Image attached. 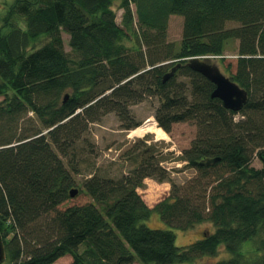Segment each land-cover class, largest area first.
<instances>
[{
    "label": "trees",
    "instance_id": "trees-1",
    "mask_svg": "<svg viewBox=\"0 0 264 264\" xmlns=\"http://www.w3.org/2000/svg\"><path fill=\"white\" fill-rule=\"evenodd\" d=\"M171 16L183 18L179 49L167 41ZM2 22L5 264H56L67 256L71 264H190L218 256L222 245L231 258L215 264H264V0H16ZM232 42L235 65L226 54ZM194 58L221 60L248 92L241 111L212 97L216 86L188 66ZM149 99L158 101L154 116L166 133L190 123L196 136L176 158L146 139L127 155L129 171L111 175L80 143L111 113L126 130L140 127L130 109ZM30 113L38 127L25 126ZM165 162L197 174L178 185ZM147 179L171 184L153 208L139 193ZM73 189L92 201L62 209ZM154 212L173 230L149 228ZM204 223L214 231L176 245L174 230Z\"/></svg>",
    "mask_w": 264,
    "mask_h": 264
},
{
    "label": "rangeland",
    "instance_id": "rangeland-1",
    "mask_svg": "<svg viewBox=\"0 0 264 264\" xmlns=\"http://www.w3.org/2000/svg\"><path fill=\"white\" fill-rule=\"evenodd\" d=\"M16 0H0V27H2V20L5 16L8 7L12 5ZM117 21L120 24L122 19V11L117 10ZM237 24L229 23L228 27H236ZM65 50L67 53H72L69 47L70 37L67 34H63ZM183 38V18L180 16H171L168 28L167 41L172 43L176 49H179ZM237 42H232L229 45L228 63L235 65L236 58H234L237 51ZM212 59V63L220 67L223 73L226 70L219 58ZM182 79H179V81ZM184 81L189 82L188 79ZM3 98L0 97V101ZM159 106L158 101L155 99H149L141 104L131 107V123H141L142 125L149 119L155 118L156 108ZM30 120L25 123L27 127L39 126V122L34 120V115L29 114ZM157 122V120H156ZM159 126V123L157 122ZM160 127V126H159ZM161 128V127H160ZM132 131V130H131ZM130 130L123 128L119 117L115 113L106 115L100 123L92 124L90 126V132L80 144L85 147L87 152H91L89 155L98 166L106 171H109L111 175H121L126 173L132 167V162L128 160L127 155L135 151L139 153L143 147V141L148 140L149 145H154L155 151L161 153L160 155H170L172 153L173 158L179 157L183 150L190 147L192 140L196 136V127L190 123H178L174 125L172 134L167 133L166 139H157L156 134L150 133L143 137L130 136ZM87 147V149H86ZM171 157V156H170ZM172 158V157H171ZM164 165L169 171H171L175 182L178 185L184 184L187 180L196 176L197 171L194 168L187 166V164L165 162ZM253 166L261 168L262 164L254 158ZM78 182H83V178L78 177ZM79 188V187H76ZM139 193L142 198L151 208L155 207L159 202L168 198L171 193L170 183H158L155 180L147 179L145 181V187L139 189ZM92 199L87 194H78L76 197L71 198L61 208L65 209L70 206L84 205L91 202ZM146 225L151 229H165L173 230L167 226L160 215L154 212L150 219L146 222ZM208 231H214V226L211 223H204L196 226L195 228L183 232L180 230H174L176 234V245L178 247L188 246L198 240H200ZM251 243H246L245 247H248ZM231 258L226 248L222 245L219 250V254L216 257H204L190 264H215L217 262L228 260ZM73 262L72 257H63L57 261L56 264H71ZM5 264V263H4ZM140 264V263H137Z\"/></svg>",
    "mask_w": 264,
    "mask_h": 264
},
{
    "label": "water",
    "instance_id": "water-1",
    "mask_svg": "<svg viewBox=\"0 0 264 264\" xmlns=\"http://www.w3.org/2000/svg\"><path fill=\"white\" fill-rule=\"evenodd\" d=\"M174 67L168 74L164 77V82L170 80L175 74L178 68ZM188 66L193 71L201 74L210 82H212L216 89L212 94L213 98L220 99L224 107L228 110L239 112L241 111L245 105L248 103L249 95L248 92L242 89L237 83H235L230 77H228L225 73L222 72L220 67L216 64H213L207 60H201L199 58L190 59L188 62ZM220 161V158H215L212 160H208L203 165H212ZM79 193L78 189H73L70 192L71 197H76ZM7 255L5 244L3 240V236L0 232V264H4L6 262Z\"/></svg>",
    "mask_w": 264,
    "mask_h": 264
},
{
    "label": "bare ground",
    "instance_id": "bare-ground-1",
    "mask_svg": "<svg viewBox=\"0 0 264 264\" xmlns=\"http://www.w3.org/2000/svg\"><path fill=\"white\" fill-rule=\"evenodd\" d=\"M150 133L156 134L157 139L167 138V133L157 125V122L154 119H149L147 122H145L140 127L132 130L130 132V136L143 137L146 134H150Z\"/></svg>",
    "mask_w": 264,
    "mask_h": 264
},
{
    "label": "crops",
    "instance_id": "crops-1",
    "mask_svg": "<svg viewBox=\"0 0 264 264\" xmlns=\"http://www.w3.org/2000/svg\"><path fill=\"white\" fill-rule=\"evenodd\" d=\"M137 263H139V262H136V263H134V264H137Z\"/></svg>",
    "mask_w": 264,
    "mask_h": 264
}]
</instances>
